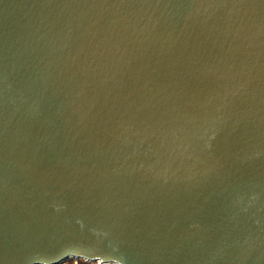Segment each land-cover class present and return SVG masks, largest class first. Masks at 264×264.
Segmentation results:
<instances>
[{
	"label": "water",
	"instance_id": "water-1",
	"mask_svg": "<svg viewBox=\"0 0 264 264\" xmlns=\"http://www.w3.org/2000/svg\"><path fill=\"white\" fill-rule=\"evenodd\" d=\"M68 256L264 264V0H0V264Z\"/></svg>",
	"mask_w": 264,
	"mask_h": 264
},
{
	"label": "rangeland",
	"instance_id": "rangeland-1",
	"mask_svg": "<svg viewBox=\"0 0 264 264\" xmlns=\"http://www.w3.org/2000/svg\"><path fill=\"white\" fill-rule=\"evenodd\" d=\"M102 262H96V260H84L83 258H68L60 261L57 264H100ZM112 264V263H106Z\"/></svg>",
	"mask_w": 264,
	"mask_h": 264
},
{
	"label": "bare ground",
	"instance_id": "bare-ground-1",
	"mask_svg": "<svg viewBox=\"0 0 264 264\" xmlns=\"http://www.w3.org/2000/svg\"><path fill=\"white\" fill-rule=\"evenodd\" d=\"M68 258H75L74 256H68V257H66V258H62L61 260H65V259H68ZM84 260H87V259H85V258H83ZM60 260V261H61ZM59 261V262H60ZM88 261V260H87ZM96 262H101V261H99V260H96ZM106 263H112V264H117V263H115V262H102V263H100V264H106ZM52 264V263H51ZM55 264H57V263H55Z\"/></svg>",
	"mask_w": 264,
	"mask_h": 264
}]
</instances>
